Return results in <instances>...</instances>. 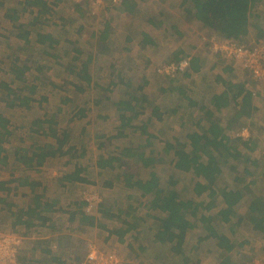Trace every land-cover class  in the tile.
<instances>
[{"label":"rangeland","instance_id":"374dc122","mask_svg":"<svg viewBox=\"0 0 264 264\" xmlns=\"http://www.w3.org/2000/svg\"><path fill=\"white\" fill-rule=\"evenodd\" d=\"M161 2L163 1L159 0L157 5L162 6ZM6 4L15 5L14 1L6 2ZM76 4L78 1L75 0L55 4L57 18L58 16L61 18H55L52 22L42 21L36 26L28 25L32 14L23 15L19 23L24 24L32 32L27 45H23V42L18 44L15 34L22 31L17 30L15 24L8 23L7 20L3 21L2 13L6 8H0V81L9 83L14 90V97L29 95L26 87H37L36 93L30 96L28 108L18 105L6 108L1 102L4 91L0 90V114L9 119L8 130L12 132V136L2 145L0 183L13 177L12 173L17 174L13 177V179H17L16 177L42 178L41 172L45 174L44 176H51L52 173L57 172V178L53 185L59 186L61 182L59 178L63 175L62 173L73 171L74 164L85 167V171L80 175L87 179V182L74 183L72 191L74 196H77L81 203H83L81 200L84 195L89 199H96L99 203H108L109 206L112 205L111 212L114 215H117L119 210L126 211L130 208L132 212L130 216H117L118 219L112 220L101 218V223L104 226L107 225L109 231H114L124 227L122 221L131 223L133 218H137L139 234L135 238L136 231L129 232L124 236L122 243L117 241L118 238L115 235L113 240L104 242L106 232L96 228L98 230L95 231V234H90L87 237L91 244H88L87 250L84 247L82 257L75 260H79V264H82L89 247H94L97 251L114 255L119 264H158L156 256L163 259L162 264H182L169 260V251L166 248L151 243L152 234L149 233V227L154 225L153 217L156 215L154 212L147 213L144 207L150 198H142L138 191L126 189L123 182L115 177L119 172L112 173L110 176L106 175V172L100 174L95 166V160L100 154H119L125 149L136 152L139 146L146 144V135L138 132L132 133L129 129L126 138L115 137L117 127H119L117 103L126 100L129 95L139 97L143 93L147 98L146 110L133 122L138 126L146 124L147 132L153 135L150 139L153 147L145 146L140 152L145 156L158 158L160 161L156 165L144 168L138 161L128 158V169L125 170L131 173L138 170L136 180L141 182L147 180L151 172H155L160 179L161 186L165 189H167L169 177L175 176L179 180L175 189L181 199L202 201L203 205L210 201L206 194L195 196L193 192L195 180L191 173H178L173 169L172 152L163 154L165 143H171L174 139L183 140L186 135L201 127V67L200 71H191L188 78L183 76L185 71L173 78L159 74L158 68L174 62L176 57L179 60L182 59L178 55L172 57V53H167L159 44L156 47L151 46L153 49L149 46L142 48L139 46V34L153 30L166 35L168 30L165 28L171 31L168 20L175 15L173 21H177L180 18L177 15L180 10L183 14L184 25L188 24L190 29L185 33L189 39V46L186 50L195 57L198 54L196 46L199 41L205 51L212 53L213 61L218 59L217 69L212 68L213 70L208 71V74L213 77L218 74L222 79H226L228 74L224 72L221 74L222 68L232 64L236 68L235 73L239 74L235 76L247 75L250 84L248 86L264 91V70H262L263 77L255 78L239 63L228 58L219 48H215L214 45L219 46L220 42L225 39L219 37L214 33L215 31L201 33V24L193 18L192 13L188 12L193 11L190 2L182 4L177 0L171 4L175 14L158 17L157 20H163L164 23H161L157 28L152 22V19H156L153 18L156 13L155 0H137L139 8L132 14L124 12L121 0H101L98 5H93L90 0H82L79 2V8L75 7ZM105 25L109 31L104 37L102 33ZM37 31L50 34L59 41V44L54 48H49L47 44L39 45L34 37ZM190 40L195 42L192 43ZM235 42L246 50L254 47L264 48V0H261L251 10L246 38L242 42L239 40H235ZM161 48L162 51L157 53ZM73 57H78V60L74 61ZM89 59L87 70L91 82L87 85L70 72V65L71 68L78 70L80 65ZM186 62L187 67L189 61ZM13 65L16 68L23 66L28 68L24 74V82L21 83L15 78L16 73ZM76 70L74 71L77 73ZM75 85L82 87L83 91L78 92ZM107 88L112 90L108 91ZM128 90L133 92L126 94L125 92ZM182 90L195 104L192 105L190 100L181 97L180 91ZM187 90L190 91L187 92ZM41 97H45L46 100H41ZM65 97L69 99L66 103L64 102ZM99 101L103 102L98 103ZM152 107L159 109L160 120L157 116L151 119ZM80 109H83L84 116H80ZM43 117L53 119L56 124L54 128L60 134L63 131L72 134L69 144H66L63 149L73 146L77 154L85 149L86 156L71 163L70 166L65 164V160L59 158L56 164H44L40 169L35 168V164L25 167L21 162L15 160L14 153L18 148H25L31 152L33 147L35 149L43 148L44 145L54 142L50 136L44 138L27 131L33 121ZM244 127L259 138L264 133L261 130L255 131L247 126ZM43 129L48 130L46 123L43 124ZM46 132L50 133V130ZM235 133L236 131L233 133V139H236ZM202 160L205 161L206 158L203 156ZM133 162L134 166L137 165L136 168L131 166ZM220 164L222 165V163ZM260 164L257 168H261V170L255 171L256 169L249 167L248 176H245L243 166L240 165L234 170L225 168L222 175L217 178L214 187L217 191L214 198L215 207L206 212L211 216V221L209 223L195 222L194 227L187 232L185 250L190 258L189 264H264V235L253 231L243 222L246 220L248 211L246 207L251 199L247 193H251L253 197H256L255 199H259L260 204L264 207V177H260L261 173H264V164L263 162ZM229 165L227 163L223 166ZM258 172L260 175L257 174ZM105 178L113 181L112 188L104 187ZM66 186L71 189L70 185ZM223 187L231 190L241 189L245 193L244 198L235 207L236 214L231 224L219 221L217 215V211L222 207L218 193ZM29 188L19 191L26 192L27 189L28 192ZM1 195L3 193L0 192ZM97 204L93 207V213L97 210ZM202 209L199 214L204 213ZM156 213L159 215L158 212ZM208 227H212L218 234L225 235L229 239L231 251L227 252L224 246L217 243V239L210 234ZM1 228L0 226V231H3ZM143 247L145 250H142ZM15 264H20L18 258H16Z\"/></svg>","mask_w":264,"mask_h":264},{"label":"trees","instance_id":"16d2710c","mask_svg":"<svg viewBox=\"0 0 264 264\" xmlns=\"http://www.w3.org/2000/svg\"><path fill=\"white\" fill-rule=\"evenodd\" d=\"M65 2H69V0H24V2L21 3V8H9L5 11L3 17L9 22H17L23 15L29 12L32 14V19L28 22V25L36 26L42 21L52 22V20L57 18L55 4ZM186 2L192 3L193 11L188 12L192 13L193 18L202 23L203 27L214 30L222 39L239 40L242 42L248 33L251 10L256 4L261 2V0H182V4ZM133 4L134 3L130 4V2L121 0V6L124 7L125 13L133 12L135 7ZM79 6L80 4L78 2L75 7L79 8ZM60 18L61 17L58 16L57 19ZM13 24H15L17 30L22 31L15 34V37L18 39V44L20 45V42H23V45L29 44L32 32L27 28H24V24ZM108 31L109 28L106 26L102 36L105 37L108 34ZM34 37L39 45L47 44L49 48H54L59 44V41L56 38L54 39L50 34L38 33L37 31L34 34ZM148 39L149 38H146L145 36L142 40H144V43H149ZM141 47L144 48L143 45H141ZM75 52L77 51L75 50ZM73 60L77 61L78 57H73ZM178 61L180 60L176 57L174 62ZM89 62L90 59L86 63H82L78 70L71 68L72 66L70 65V72L76 75L78 80L85 82L87 85L91 82L87 70ZM194 63L191 64V68L196 70L197 67L193 66L195 65ZM14 68L16 73L15 78L21 83L24 82V74L28 68L25 66ZM74 70H76L77 73ZM26 88L29 91V95L14 97V90L9 83L0 81V90L4 91V94L1 97V102H3L6 108H13L17 105L19 107L28 108V103L31 98L30 96L31 94L34 95L36 93L37 87L32 86ZM76 88L78 92L83 91L82 87L76 86ZM106 90L110 91L112 89L107 88ZM139 90H141V88H139ZM131 92L133 91L128 90L125 93L130 94ZM180 93L181 97L185 98V100H190L192 105L195 104V102L191 101L187 96L186 92L182 90ZM240 94L241 91H239L237 95H234L233 98L235 99ZM248 96L249 94H244L241 109H244L247 106ZM41 100H46V98L41 97ZM227 100L226 94L213 98V102H216L219 108L227 105ZM68 101L69 99L65 97L64 102L66 103ZM102 102L103 101H99L98 103ZM146 104L147 98L143 93L139 97L129 95L126 100H121L117 103V109L119 111V127H117V133L115 134V137L117 138H126L129 129L132 133L138 132L139 134L146 135V144L144 146H139L136 152L125 149L119 154H100L95 160V166L100 174L106 172V175L110 176L112 173L119 172L115 177L123 182V186L126 189L138 191L142 198H150L144 207L147 213L154 212L156 215L153 217L154 225L149 227V233L152 234L151 243L166 248L167 251H169V260L178 261L182 264H189L190 258L185 250L187 232L194 227L195 222L203 221L209 223L211 221V216L207 215L206 212H209L212 207H215L214 198L217 195V191L214 187L216 180L221 173L220 166L227 164L230 158L232 161L242 165L245 171H248L250 166L258 167V165L256 160L250 161L249 157L246 156H242V159H238L237 153L229 145L228 139L223 135L222 129L217 124L212 123V121L210 122V126H208L209 128L202 130L200 127L197 131L186 135L183 140L174 139L171 143H165L163 149V154H169L172 152L173 159L171 163L175 171L178 173H191L193 175L195 180L193 184V192L195 196L199 197L202 194H206L210 200L208 204L203 205L202 201L195 202L192 199H181L175 189L176 183L179 181L175 176L169 177L167 189L161 186L160 179L155 172H151L149 178L143 182L136 180L138 177V170H134L133 173L125 170L126 168L128 169V158L138 161L144 168L156 165L160 161L158 158L145 156L140 152L145 146H150V148L153 147L150 141L153 135L147 132L146 124L143 123L141 126H138L133 122L138 116L145 112ZM128 113L130 115L127 116L126 114ZM160 115L159 109L157 107H152L151 119L154 116H157L160 120ZM80 116H84L83 109H80ZM148 120H150V118H148ZM45 123L48 125L50 133L46 132L48 130L43 129V124ZM9 125V119H6V117H3L0 114V154L3 152L2 145L7 142L10 136H12V132L8 130ZM55 125L53 119H47L46 117L33 121L27 131L33 132L44 138L50 136L54 142L44 145L43 148L37 147L35 149V147H33L31 152H28L25 148H18L14 153L15 160L21 162L25 167H30L32 164H35V168L38 167L39 169L48 158L63 159L67 165L75 163L78 159L84 158L86 156L85 149H83L80 154L75 152V147L73 146H68L66 149H63L66 144H69L68 142L72 134H69L66 131H63L62 134H60V132H57L58 130L56 131L54 128ZM231 149L234 151L233 153L229 152ZM151 151H153V149H151ZM203 156L206 158L205 161L202 160ZM220 163H222V165H219ZM134 165L135 163L133 162L131 166L136 168L137 165ZM233 168H236V164L232 167V170H234ZM84 171L85 167L74 164L73 171L63 173L60 177L61 181L70 184L76 182L86 183L87 179L80 175ZM261 174H263L262 176L264 177V173ZM103 184L104 187L107 188H112L114 186L113 181L107 178H105ZM218 194L221 198V201H219L222 204L221 209L217 211L219 221L231 224L232 220L235 218V207L241 200L242 191L227 190V188L223 187ZM39 198L40 197L34 199V209H27L25 212L28 221H30L33 216L37 215V213H40L43 210H51L53 208L48 204L42 205L38 200ZM111 207L112 205L109 206L108 203H99L96 206L97 215L82 212L80 215L81 222L87 228H99L106 231L109 233L108 237L115 235L118 238L117 241L119 243L124 242V236L131 231H136L134 233V237L136 238L139 234V232H137V218H133L131 223L122 221V226L124 227H120L114 231H109L104 225H102L101 218L112 220L117 218V216H130L132 213L131 209L128 208L126 211L119 210V213L114 215L111 212ZM201 208H203L202 211H204V213L202 212L199 214ZM246 209H248L246 220L243 221L245 226H250L253 231L260 232L264 235V207L260 204V200L253 199ZM156 212H158L159 215ZM27 224L28 222L25 220V225ZM234 225L236 226L235 223ZM208 228L210 234L217 239V243L224 246L227 252L231 251V243L229 239L225 235L218 234L212 227ZM142 250H145V248L143 247ZM155 259L158 264H162L163 259L161 257L156 256Z\"/></svg>","mask_w":264,"mask_h":264},{"label":"crops","instance_id":"0c3cea01","mask_svg":"<svg viewBox=\"0 0 264 264\" xmlns=\"http://www.w3.org/2000/svg\"><path fill=\"white\" fill-rule=\"evenodd\" d=\"M9 1H14L15 5H7L6 2ZM125 1L130 2V4L134 3L133 6L135 5V7L133 11L139 8L137 0ZM158 1L159 0H155L156 13L153 15V18L156 19H152L155 28L159 27L161 23H164L163 20H157L158 17H168L170 14H175L172 11L174 9L171 4L177 0H162V6L157 5ZM22 2H24V0H0V8H6L2 13V17L5 11L9 8H21ZM179 2L182 3V0H179ZM128 13L132 14V12ZM177 15L180 16L177 21H173L175 15L168 20V23L171 25V31L165 28L168 30L166 35H163L162 33L159 34V31H144L139 34L140 44L145 48L148 46L149 48L156 47L159 44L163 46L162 48L165 49L167 53H172V57L178 55L182 60L189 61L183 74V76L185 75L184 78H188V74H190L191 71H200L199 68L201 67V129L205 130L209 128L208 126H210V122L213 121L212 123L217 124L222 129L223 135L228 139L229 145L237 153L238 159H242V156H246L249 157L250 161L256 160L257 165L260 166L259 148L261 143L260 140L263 139L262 137L264 136V133L260 135V138L257 137L255 133H251L250 139L246 141L233 139V133L241 126H247L255 131H264L263 89H254V87L252 88L248 86L250 85L249 79L245 74H241L240 77L235 76L239 74L235 73L236 68L232 64L222 68L221 74L223 72L228 74V76L225 77L226 79H222L218 74L215 77L208 74V71L213 70L212 68L217 69L218 59L213 61L212 53L205 51L199 41H197L198 45L196 46V48H198V54L195 57L186 50L189 46V39L185 33L190 31V29L188 24L184 25L182 11L179 10V14ZM3 21H5L4 17ZM171 21L174 23H171ZM7 22L9 23L8 20ZM19 22H21V18L17 22L11 23L18 24ZM200 24L201 33H203V31L214 32L212 29L203 27L202 23ZM106 26L107 25H105V27ZM23 27L26 28V26ZM145 36L146 38H149V43H144V40H142ZM190 42L194 43L195 41L190 40ZM140 44L139 46H141ZM162 48L159 49L158 52H155L159 53L162 51ZM192 63L195 64L193 66L197 67L196 70L191 68ZM189 91L190 90H187V92ZM239 91H241V94L234 99L233 96L237 95ZM225 94L228 99L227 105L219 108L217 103L213 102V98ZM244 94H249L248 103L244 109H241ZM229 152L233 153L234 151L231 149ZM57 161L58 159L56 158H48L44 164H56ZM228 164L230 165L225 167L223 165V167L220 166L221 173L219 176L222 175V171H225V168L232 169L235 164L236 169L240 166L239 163L232 161V159L230 161L228 160ZM252 168L256 169L255 171H257V169L261 170V168L257 167ZM243 173L245 176H248L247 174L250 172L243 169ZM41 174H43L42 178L16 177L17 179H13L17 174L12 173L13 177H10L6 182L1 181L0 192L3 193V195L0 196L1 229L3 232L15 233L22 237L23 241L21 247H19L17 255L20 264H79V260L77 261L75 259L82 257L84 250H87L88 244H91L87 237L90 234L94 235L95 231L98 229L87 228L81 222L80 215L82 212L84 213L83 204L77 196H74V192H72L74 184L66 183L59 178V181H61L60 185L54 186L53 182L57 178V172L52 173L51 176H44L45 174L42 172ZM257 174L260 175V172ZM260 177L262 178L263 176L260 175ZM247 182L249 183L250 181ZM66 185H70L71 189ZM27 187H31L29 188V191L27 192L26 189L27 193L22 192L25 191L24 189ZM227 190L231 189L227 188ZM239 191L242 190L240 189ZM247 194L251 199L256 198L253 197L251 193ZM244 195L245 193L242 191L241 199L244 198ZM38 197H40L38 200L42 205L48 204L53 208L51 210H43L42 212L37 213V215L33 216L30 221H28L25 212L27 209H34V199ZM251 199L249 200L248 205H250L252 201ZM96 212L97 211H94L93 215H97ZM25 220L28 222L27 225H25ZM105 227L106 229L108 228L107 225H105ZM108 234L109 233L106 232L104 242L109 241L110 239L113 240V235L112 237H108Z\"/></svg>","mask_w":264,"mask_h":264},{"label":"built area","instance_id":"2783aa9c","mask_svg":"<svg viewBox=\"0 0 264 264\" xmlns=\"http://www.w3.org/2000/svg\"><path fill=\"white\" fill-rule=\"evenodd\" d=\"M75 1L80 2L82 0ZM90 1L93 5H98L101 0ZM214 47L219 48L224 55L239 63L243 69L248 70L255 78L263 77L262 70H264V48L254 47L246 50L242 46H239L235 40H222L219 46L214 45ZM186 63L187 62L184 59L178 62H170L168 65L158 68L157 71L159 74L173 78L177 74L185 71ZM235 137L236 139L248 140L251 137V133L246 127H242L236 131ZM262 138L263 139L260 140V159L264 164V136ZM81 201L84 204L83 211L86 214H92L94 205L97 203L99 204V201L96 199H89L86 195H84ZM22 241V237L16 234L4 233L0 231V263L15 264ZM82 264H119V261L112 254L100 252L95 250L94 247H89Z\"/></svg>","mask_w":264,"mask_h":264},{"label":"clouds","instance_id":"9594fccd","mask_svg":"<svg viewBox=\"0 0 264 264\" xmlns=\"http://www.w3.org/2000/svg\"><path fill=\"white\" fill-rule=\"evenodd\" d=\"M250 139V138H249ZM246 141V140H245ZM260 149H261V143H260V148H259V151H260Z\"/></svg>","mask_w":264,"mask_h":264}]
</instances>
